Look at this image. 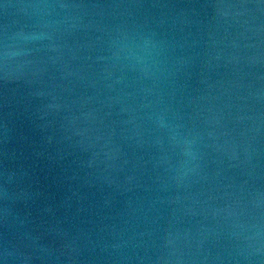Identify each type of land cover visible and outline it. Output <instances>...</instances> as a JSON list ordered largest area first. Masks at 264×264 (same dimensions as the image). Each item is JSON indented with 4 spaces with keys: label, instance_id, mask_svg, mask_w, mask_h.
I'll return each instance as SVG.
<instances>
[{
    "label": "water",
    "instance_id": "95a60500",
    "mask_svg": "<svg viewBox=\"0 0 264 264\" xmlns=\"http://www.w3.org/2000/svg\"><path fill=\"white\" fill-rule=\"evenodd\" d=\"M0 264H264V0H0Z\"/></svg>",
    "mask_w": 264,
    "mask_h": 264
}]
</instances>
